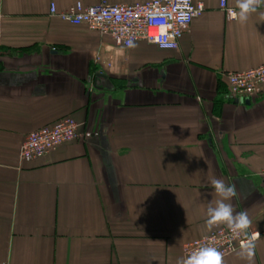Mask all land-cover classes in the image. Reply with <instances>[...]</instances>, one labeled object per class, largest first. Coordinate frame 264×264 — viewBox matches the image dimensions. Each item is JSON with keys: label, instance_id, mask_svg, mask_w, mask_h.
Segmentation results:
<instances>
[{"label": "crops", "instance_id": "crops-1", "mask_svg": "<svg viewBox=\"0 0 264 264\" xmlns=\"http://www.w3.org/2000/svg\"><path fill=\"white\" fill-rule=\"evenodd\" d=\"M145 1L0 0V264H177L210 233L214 178L264 228V87L240 105L223 79L264 65V6L240 23L220 0H192L204 11L175 51L49 15ZM65 117L76 140L19 158L30 132ZM224 261L264 264V235L251 261L241 248Z\"/></svg>", "mask_w": 264, "mask_h": 264}, {"label": "built area", "instance_id": "built-area-1", "mask_svg": "<svg viewBox=\"0 0 264 264\" xmlns=\"http://www.w3.org/2000/svg\"><path fill=\"white\" fill-rule=\"evenodd\" d=\"M219 9L227 20L228 7L225 0L219 1ZM204 11L202 3L192 0H149L133 4L110 5L101 2L93 6L75 3L68 9L57 12L53 3L49 15L71 25L84 24L100 35L108 36L115 45L129 48L128 42L144 41L161 50L175 51L187 32L193 19ZM1 38V17H0ZM223 79L227 85L228 97L232 101L248 100L259 95L264 87V65L245 71L226 72ZM78 125L70 117H65L51 126L30 132L19 149L22 160L39 159L58 145L78 138ZM85 132L82 138H88ZM264 235V228L257 231L249 228L245 235L234 237L228 226H217L207 235L182 245L183 258L202 246L215 247L228 257L241 248L245 240L255 233ZM258 237V238H259Z\"/></svg>", "mask_w": 264, "mask_h": 264}, {"label": "clouds", "instance_id": "clouds-1", "mask_svg": "<svg viewBox=\"0 0 264 264\" xmlns=\"http://www.w3.org/2000/svg\"><path fill=\"white\" fill-rule=\"evenodd\" d=\"M262 6H264V0H236L235 8L228 9V18L244 23ZM260 15L264 17V13ZM128 46L135 47V44L129 41ZM211 184L221 199L216 200L215 203H209L207 206V229L211 231L214 227L225 224L232 231L234 237L239 238L241 235H245L252 225L247 212H235L231 203L225 202L236 195L235 188L226 184L221 178H214ZM258 237L259 233L257 232L247 238L241 246L242 256L249 261L254 256L255 241ZM177 264H225L224 253L215 247L202 246L192 251L186 258L178 259Z\"/></svg>", "mask_w": 264, "mask_h": 264}, {"label": "water", "instance_id": "water-1", "mask_svg": "<svg viewBox=\"0 0 264 264\" xmlns=\"http://www.w3.org/2000/svg\"><path fill=\"white\" fill-rule=\"evenodd\" d=\"M233 103H237V104H244V105H248L249 104V100H238V101H234Z\"/></svg>", "mask_w": 264, "mask_h": 264}, {"label": "trees", "instance_id": "trees-1", "mask_svg": "<svg viewBox=\"0 0 264 264\" xmlns=\"http://www.w3.org/2000/svg\"><path fill=\"white\" fill-rule=\"evenodd\" d=\"M225 81V80H224ZM225 85H226V83H225ZM226 87H227V85H226Z\"/></svg>", "mask_w": 264, "mask_h": 264}]
</instances>
